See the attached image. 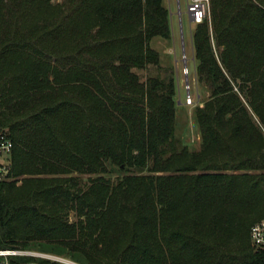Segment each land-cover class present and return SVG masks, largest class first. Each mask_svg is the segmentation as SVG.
<instances>
[{
	"label": "trees",
	"instance_id": "obj_1",
	"mask_svg": "<svg viewBox=\"0 0 264 264\" xmlns=\"http://www.w3.org/2000/svg\"><path fill=\"white\" fill-rule=\"evenodd\" d=\"M209 3L192 33L209 97L191 150L174 133L175 70L150 46L172 37L163 0H0V131L13 141L0 251L264 264L250 243L264 219V0Z\"/></svg>",
	"mask_w": 264,
	"mask_h": 264
},
{
	"label": "rangeland",
	"instance_id": "obj_2",
	"mask_svg": "<svg viewBox=\"0 0 264 264\" xmlns=\"http://www.w3.org/2000/svg\"><path fill=\"white\" fill-rule=\"evenodd\" d=\"M189 0H163V4L169 10L171 24V39H152L150 46L160 56V66L175 70V84L177 85L176 97V125L175 137L191 150H198L200 132L195 121L194 110L202 105L209 97V92L198 82L195 75L194 51L192 49V33L195 25L190 22L187 14ZM210 21V19H209ZM187 68V72L185 70ZM154 75L155 72H150ZM190 96L191 103L186 100ZM86 177L83 183L86 184ZM74 219V217H70ZM12 251V250H8ZM2 251V252H8ZM16 256L29 257L38 260H46L50 264H79L72 261L64 251L60 253L44 252L24 248L15 250ZM9 256H0V264H10Z\"/></svg>",
	"mask_w": 264,
	"mask_h": 264
},
{
	"label": "built area",
	"instance_id": "obj_3",
	"mask_svg": "<svg viewBox=\"0 0 264 264\" xmlns=\"http://www.w3.org/2000/svg\"><path fill=\"white\" fill-rule=\"evenodd\" d=\"M210 0H189L187 3V14L195 26L201 24L209 17ZM187 72V68L185 67ZM186 100L191 103L190 96ZM13 149V141L7 132L0 131V180L6 177L7 167ZM250 243L257 250L264 251V219L256 222L250 227ZM16 251L2 252L0 256L16 255Z\"/></svg>",
	"mask_w": 264,
	"mask_h": 264
},
{
	"label": "water",
	"instance_id": "obj_4",
	"mask_svg": "<svg viewBox=\"0 0 264 264\" xmlns=\"http://www.w3.org/2000/svg\"><path fill=\"white\" fill-rule=\"evenodd\" d=\"M190 19V18H189ZM190 22H192V19H190Z\"/></svg>",
	"mask_w": 264,
	"mask_h": 264
},
{
	"label": "crops",
	"instance_id": "obj_5",
	"mask_svg": "<svg viewBox=\"0 0 264 264\" xmlns=\"http://www.w3.org/2000/svg\"><path fill=\"white\" fill-rule=\"evenodd\" d=\"M152 41V40H151ZM151 43V42H150Z\"/></svg>",
	"mask_w": 264,
	"mask_h": 264
}]
</instances>
